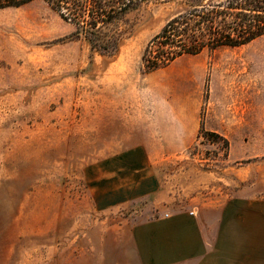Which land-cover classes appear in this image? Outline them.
Instances as JSON below:
<instances>
[{"label": "rangeland", "instance_id": "1", "mask_svg": "<svg viewBox=\"0 0 264 264\" xmlns=\"http://www.w3.org/2000/svg\"><path fill=\"white\" fill-rule=\"evenodd\" d=\"M185 9L139 2L110 57L41 1L0 8V264H181L187 219L264 264V34L144 72Z\"/></svg>", "mask_w": 264, "mask_h": 264}, {"label": "trees", "instance_id": "2", "mask_svg": "<svg viewBox=\"0 0 264 264\" xmlns=\"http://www.w3.org/2000/svg\"><path fill=\"white\" fill-rule=\"evenodd\" d=\"M41 1L74 25L70 37H83L95 51L115 57L125 31V15L143 0H0V8ZM186 9L170 19L145 45L141 67L151 72L182 55L240 46L264 34V0H182Z\"/></svg>", "mask_w": 264, "mask_h": 264}, {"label": "crops", "instance_id": "3", "mask_svg": "<svg viewBox=\"0 0 264 264\" xmlns=\"http://www.w3.org/2000/svg\"><path fill=\"white\" fill-rule=\"evenodd\" d=\"M175 220L176 219L173 218L167 219L168 222ZM176 222L180 225L178 228L180 229V235L182 234L183 229L181 225H186V236L190 237L194 243H187L184 252L180 251V253L171 257V261L180 260L181 264H232L233 254L228 250V236L227 231H224L223 229L224 225L220 226V236L216 235L215 241H210L208 244L210 246V251L208 255H206L207 252L203 251V247L207 245L205 244L206 242H203V239L200 238V235L196 230L189 231V228L191 227L194 229L198 227L199 222L195 219L177 220ZM217 225L218 223L216 221L215 226L217 227Z\"/></svg>", "mask_w": 264, "mask_h": 264}]
</instances>
